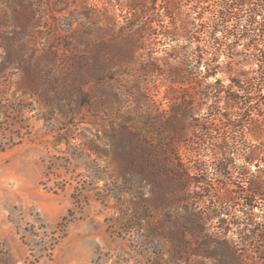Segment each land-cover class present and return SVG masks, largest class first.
Segmentation results:
<instances>
[{
	"label": "rangeland",
	"instance_id": "374dc122",
	"mask_svg": "<svg viewBox=\"0 0 264 264\" xmlns=\"http://www.w3.org/2000/svg\"><path fill=\"white\" fill-rule=\"evenodd\" d=\"M33 2L38 17L28 0H0V264H220L203 234L182 228L184 212L161 207L160 186L140 169L152 170L155 157L141 138L155 144L158 116L180 120L184 100L198 119L190 137L208 130L207 82L181 84V60L165 52L155 55L164 74L149 78L157 46L121 35L127 11L108 0ZM95 70L102 80H91ZM179 155L170 161H182L190 200L207 213L220 188L213 170L201 171L211 159ZM182 236L186 250L175 247Z\"/></svg>",
	"mask_w": 264,
	"mask_h": 264
},
{
	"label": "trees",
	"instance_id": "16d2710c",
	"mask_svg": "<svg viewBox=\"0 0 264 264\" xmlns=\"http://www.w3.org/2000/svg\"><path fill=\"white\" fill-rule=\"evenodd\" d=\"M28 1L35 6L32 17L41 15L40 5ZM108 4L127 11L121 16V35L143 47L148 42L157 46L149 48L153 67L146 73L149 78L164 74L161 58L155 55L165 52L167 59L181 60V66L173 68L179 69L181 84L201 87L207 82L201 99L210 127L201 129V137L189 135L191 128H198L192 123L198 119L191 100H184L180 120L175 114L158 116L155 144L147 147L150 143L141 138L146 152L154 149L155 157L152 170L140 169L147 178L151 174V184L160 186L161 207L184 212L182 228L188 225L203 234L209 258L220 264H264V0H108ZM109 25L114 39L118 21L110 17ZM168 47L172 50L167 53ZM218 75L227 76L229 84ZM89 76L93 81L103 78L96 70ZM144 91L150 94L148 88ZM213 122L222 126L214 130L216 138ZM184 148L197 157H210L201 171L213 170L219 177L217 201L207 213L190 200L194 192L182 161L177 165L170 161ZM173 177L181 183L177 192L167 184ZM72 214L69 211L70 218ZM174 242L185 250L190 245L184 236Z\"/></svg>",
	"mask_w": 264,
	"mask_h": 264
}]
</instances>
